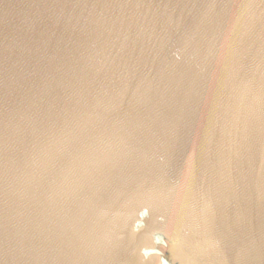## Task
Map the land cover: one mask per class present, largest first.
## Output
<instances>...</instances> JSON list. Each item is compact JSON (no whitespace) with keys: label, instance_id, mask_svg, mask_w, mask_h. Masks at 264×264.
<instances>
[{"label":"water","instance_id":"water-1","mask_svg":"<svg viewBox=\"0 0 264 264\" xmlns=\"http://www.w3.org/2000/svg\"><path fill=\"white\" fill-rule=\"evenodd\" d=\"M0 264H264V0H0Z\"/></svg>","mask_w":264,"mask_h":264}]
</instances>
